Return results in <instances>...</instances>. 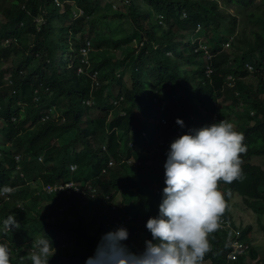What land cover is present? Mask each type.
<instances>
[{
    "label": "trees",
    "instance_id": "obj_1",
    "mask_svg": "<svg viewBox=\"0 0 264 264\" xmlns=\"http://www.w3.org/2000/svg\"><path fill=\"white\" fill-rule=\"evenodd\" d=\"M256 1L121 0L119 11L103 0H72L64 9L58 0H0V185L14 188L2 199L0 218L14 214L20 223L0 231L10 264H31L33 241L46 235L54 248L66 247L49 264H84L101 235L121 225L129 231L125 243L142 249L165 186L170 142L179 130L229 121L237 110L245 119L234 126L246 146L242 178L218 181L224 195L218 218L247 237L232 201L239 195L264 214V169L252 162L264 157V9L247 14L251 29L241 46L238 17L223 6L248 9ZM85 39L89 66L80 54ZM221 100L228 103L220 107ZM71 178L91 184L96 195L40 191L43 183ZM206 239L201 264H246V256L227 261L224 234Z\"/></svg>",
    "mask_w": 264,
    "mask_h": 264
},
{
    "label": "clouds",
    "instance_id": "obj_2",
    "mask_svg": "<svg viewBox=\"0 0 264 264\" xmlns=\"http://www.w3.org/2000/svg\"><path fill=\"white\" fill-rule=\"evenodd\" d=\"M176 123L184 127L181 118L177 117ZM245 150L242 133L225 119L175 137L166 151L165 186L158 212L145 224L151 238L143 241L142 249L133 251L125 243L129 231L121 225L101 235L84 264H201L208 249L206 236L217 228L218 216L224 210L218 181L231 183L242 178L240 154ZM15 158L18 161L20 156ZM13 191L9 185H0V196ZM19 225L14 214L0 218V231L18 229ZM55 253L53 242L46 235L33 241L27 259L31 264H49ZM0 264H10V249L3 242Z\"/></svg>",
    "mask_w": 264,
    "mask_h": 264
},
{
    "label": "rangeland",
    "instance_id": "obj_3",
    "mask_svg": "<svg viewBox=\"0 0 264 264\" xmlns=\"http://www.w3.org/2000/svg\"><path fill=\"white\" fill-rule=\"evenodd\" d=\"M62 3L61 9H64V7H69L72 6L73 2L72 0H58ZM118 1V2H117ZM116 3H113L108 0H103L104 7L110 5L112 9H117L119 11H122L123 7H118L119 4H121V0H117ZM64 5V6H63ZM221 5H223L222 0H221ZM256 6H259L261 10L264 9V3L262 0H257L254 7H250L248 9H243L239 6L236 5H228V6H223L224 10L228 13H231L232 15H237L238 20H239V26L237 28V32L235 33V40H239V43L241 46L244 45V39L249 36V32L251 29V25L248 24L247 20V14L253 10ZM61 11V10H60ZM115 16L119 17L117 14ZM88 27V26H87ZM89 28V27H88ZM194 39L195 37L192 36ZM136 41V42H135ZM132 43L135 45L137 43V39ZM2 66V63H0V68ZM117 72H121V68L116 69ZM10 78H5L3 80V83L6 84ZM98 94H101L102 96L104 95L103 92L99 91ZM228 101L221 100L220 102L218 101V104L220 107H223L225 104H227ZM241 111L239 113H235L232 115L231 119L229 120L233 126H240L244 123L245 119L242 114V110H237ZM236 111V112H237ZM52 117H57L56 113H52ZM252 162L255 164L260 165L264 169V157L261 156H255L252 159ZM75 166V165H72ZM72 166L70 167L71 170H74L72 172L76 171L75 169H72ZM44 193V192H42ZM41 193V194H42ZM60 193V192H57ZM57 193L53 194H48L47 196H56ZM47 194V193H45ZM121 201V197L116 199V202L119 203ZM233 206H232V213L234 217V221L236 225H240V227L246 228L247 233V239H249L252 250L249 255H247L244 259V262L246 264H264V214H256L252 210L248 209L247 206L243 203V198L241 196H236L233 199ZM242 230V229H241ZM3 238V237H2ZM1 241L3 240L0 239ZM7 244V242H5ZM56 249L55 254H63L66 252V247L65 246H60ZM252 251L255 252V257H252Z\"/></svg>",
    "mask_w": 264,
    "mask_h": 264
},
{
    "label": "built area",
    "instance_id": "obj_4",
    "mask_svg": "<svg viewBox=\"0 0 264 264\" xmlns=\"http://www.w3.org/2000/svg\"><path fill=\"white\" fill-rule=\"evenodd\" d=\"M59 3V2H58ZM77 15V14H75ZM229 45V44H227ZM201 49L204 50L205 56L209 59L212 55L210 54L209 48L204 43H201ZM92 50V46L90 41H86L85 44L81 48V55H82V62L85 64H89V54ZM89 66V65H88ZM249 68V71L254 72V66L252 64L247 65ZM79 72H83V68L79 69ZM93 80L95 81V85L99 84V81L96 77V74L94 73L92 75ZM264 79V77H263ZM228 80L230 81V84L233 82V77L229 76ZM165 122V120H163ZM182 132L179 130L177 132V135H181ZM131 146H133V143H131ZM130 159L129 161H131ZM113 161H109V165H113ZM75 166H72V169H75ZM74 171V170H72ZM44 193L47 194H53L57 192H64L67 194H89L90 196L94 197L96 195L95 189H93L91 184H87L85 186H82L81 184L75 182L74 180L70 179L64 182H56V183H44L42 185L41 189ZM8 197V194L6 196H0V205L2 204V199ZM222 233L225 235V237L228 239V242L230 244V250L226 254L227 261H237L241 256H247L250 254L252 250L251 243L247 237L242 236V230L239 228L234 227L229 219L227 217H219L217 220V228L209 233Z\"/></svg>",
    "mask_w": 264,
    "mask_h": 264
},
{
    "label": "crops",
    "instance_id": "obj_5",
    "mask_svg": "<svg viewBox=\"0 0 264 264\" xmlns=\"http://www.w3.org/2000/svg\"><path fill=\"white\" fill-rule=\"evenodd\" d=\"M72 179V178H71ZM74 180V179H73ZM76 182V181H75Z\"/></svg>",
    "mask_w": 264,
    "mask_h": 264
}]
</instances>
